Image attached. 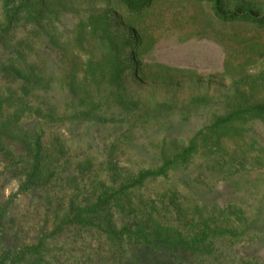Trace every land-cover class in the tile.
Here are the masks:
<instances>
[{"label": "rangeland", "instance_id": "obj_1", "mask_svg": "<svg viewBox=\"0 0 264 264\" xmlns=\"http://www.w3.org/2000/svg\"><path fill=\"white\" fill-rule=\"evenodd\" d=\"M230 1L264 13V0ZM143 19L134 24L145 43L138 56L139 75L129 73L121 93L132 106L124 108L115 102L107 85L103 95L95 94L93 99L98 106L93 122L75 126L66 121L47 128L46 140L59 136L66 151L61 161L63 174L52 181L45 194L34 198L20 195V182L3 171L7 166L0 160V242L5 232L17 233L22 244L42 231L51 235L74 199L86 200L91 189L101 183L119 186L142 171L159 169L166 158L187 148L203 128L230 113L242 98H264V85L253 90L245 82L264 70V29L221 24L206 6L193 0H158ZM77 22L73 16L64 20L63 31H73ZM17 37L26 35L21 30ZM28 45L23 52L51 79L49 92H38L33 101L55 104L58 112L64 113L70 99L62 88L66 86L60 87L56 79L60 77L63 83L64 74L75 67V57H83L84 62L86 55L68 49L65 60L58 56L53 65L46 59L47 40ZM3 83L0 89H5ZM104 96L109 99L101 101ZM247 126L244 136L226 137L222 150L210 148L214 154L200 141L183 169L134 190L130 194L133 204L118 216L120 222L132 224L152 215L164 224L174 223L178 216L171 212L173 197L193 213L197 205L211 210L230 206L233 211L228 225L239 220L246 232L240 242L214 244L209 258L213 264H264V122L255 120ZM70 229H62L48 240L53 264H122L131 260L127 243L118 244L110 253V243L98 232Z\"/></svg>", "mask_w": 264, "mask_h": 264}, {"label": "trees", "instance_id": "obj_2", "mask_svg": "<svg viewBox=\"0 0 264 264\" xmlns=\"http://www.w3.org/2000/svg\"><path fill=\"white\" fill-rule=\"evenodd\" d=\"M0 1L3 4L0 83L5 84V89H0V160L7 166L3 171L20 182V195L34 198L45 194L52 181L63 174L61 161L66 146L59 136L53 141L46 140L48 127L66 121L75 126L93 122L98 110L93 99L95 94L100 98L107 85L112 88L115 102L124 108L132 106L121 93L129 73L138 78V56L145 46L134 24L143 21L158 0ZM193 1L206 6L221 24L264 29V13L253 7L234 6L230 0ZM72 16L78 22L73 31L67 33L62 23ZM21 30L26 37H17ZM41 39L48 41L46 59L50 64L54 65L58 56L64 61L68 49L86 55L84 62L83 57H75V67L64 74L63 83L60 77L56 79L60 87L66 86L62 88L70 99L64 113H59L55 104L39 105L32 99L38 92H49L51 79L23 50L29 49L28 42ZM245 82L253 90L256 85H264V70ZM103 99L109 97L104 96L101 101ZM255 120L264 122V98L252 97L249 101L242 98L230 113L203 128L187 148L166 158L159 169L142 171L119 186L101 183L91 189L92 194L86 200L74 199L62 216L64 220L60 224L57 221L51 235H43L42 231L30 238L29 243L22 244L17 233L5 232L0 242V264H53L48 240L56 238L64 228L98 232L110 243V253L115 252L118 244L127 243L131 247V260L122 264H196L194 258L199 264H213L209 257L213 255L214 244L226 240L240 242L246 232L241 229L244 225L239 220L230 221L231 226L228 225L232 207L211 210L197 205L193 213V209L186 211L173 197L170 201L174 211H169L178 216L174 223L164 224L151 215L144 221L125 224L118 216L132 206L130 194L134 190L150 180L166 179L172 172L187 166L200 141L208 149L220 151L226 137L242 136L249 122ZM212 150L209 154H214ZM114 175L119 176L116 172ZM200 257H203L201 261Z\"/></svg>", "mask_w": 264, "mask_h": 264}]
</instances>
